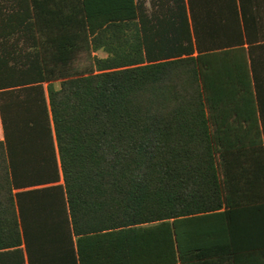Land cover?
<instances>
[{"label": "trees", "instance_id": "16d2710c", "mask_svg": "<svg viewBox=\"0 0 264 264\" xmlns=\"http://www.w3.org/2000/svg\"><path fill=\"white\" fill-rule=\"evenodd\" d=\"M152 4L0 0V264H264V0Z\"/></svg>", "mask_w": 264, "mask_h": 264}, {"label": "crops", "instance_id": "0c3cea01", "mask_svg": "<svg viewBox=\"0 0 264 264\" xmlns=\"http://www.w3.org/2000/svg\"><path fill=\"white\" fill-rule=\"evenodd\" d=\"M139 3H143L145 8H147L148 10L153 9V4H152V0H137ZM157 7V6H156ZM103 52V51H102ZM105 53V52H104ZM98 55L103 54L101 53V51L97 52ZM107 54H103L102 56H106ZM4 138V132H3V126H2V121H1V116H0V140ZM173 264H180V262L177 263H173Z\"/></svg>", "mask_w": 264, "mask_h": 264}, {"label": "rangeland", "instance_id": "374dc122", "mask_svg": "<svg viewBox=\"0 0 264 264\" xmlns=\"http://www.w3.org/2000/svg\"><path fill=\"white\" fill-rule=\"evenodd\" d=\"M101 53H103V54H105L104 52H102L101 51ZM103 54H100L99 56H102ZM88 59H86V58H81L79 61H78V67H80V68H83V67H85V65L88 63ZM59 83L57 82V85H58Z\"/></svg>", "mask_w": 264, "mask_h": 264}]
</instances>
